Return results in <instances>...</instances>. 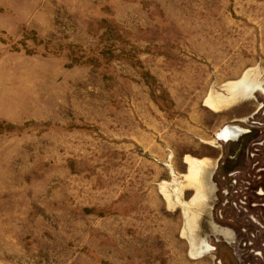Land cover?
Segmentation results:
<instances>
[{"label":"rangeland","instance_id":"obj_1","mask_svg":"<svg viewBox=\"0 0 264 264\" xmlns=\"http://www.w3.org/2000/svg\"><path fill=\"white\" fill-rule=\"evenodd\" d=\"M0 264H264V0H0Z\"/></svg>","mask_w":264,"mask_h":264},{"label":"bare ground","instance_id":"obj_2","mask_svg":"<svg viewBox=\"0 0 264 264\" xmlns=\"http://www.w3.org/2000/svg\"><path fill=\"white\" fill-rule=\"evenodd\" d=\"M248 74H250V73H246L243 77H242V79H240L239 81H236V82H231V83H228L227 85H226V87H227V89H228V92H230V97L229 98H224V97H221L220 96V98H217V97H213V95L212 94H210L208 97H207V99L205 100V104H204V107H206V109L208 108V109H211V110H213V111H218V108H220V107H222L223 105L225 106V105H228V104H232L233 102H235V100L237 99V96L238 95H243L244 93H250L251 92V86L249 87V85H246L247 84V75ZM249 76V75H248ZM219 97V96H218ZM212 112V111H211ZM230 127H236V128H238L237 126H235V125H229ZM228 125H227V127H229ZM227 127L226 126H224L223 127V129H221V131L223 130L224 131V129H227ZM240 130V129H239ZM241 132H243V130L241 131ZM219 138V137H218ZM236 140V139H235ZM230 141H232V140H230ZM187 161L186 162H188L187 163V166H189V180L191 179V180H193V183L194 184H199V182L200 181H198V179H197V181H196V178L198 177V175H199V172H201L200 170L205 166V161H199V160H193V159H191L190 157L189 158H187L186 159ZM205 163V164H204ZM187 179V180H188ZM188 182H190V181H188ZM191 183H192V181H191ZM166 185V184H165ZM164 185V186H165ZM192 185V184H191ZM196 185V186H197ZM189 186H190V183H189ZM198 186H200V185H198ZM166 188V187H165ZM199 189V188H198ZM199 191V190H198ZM197 191V192H198ZM167 192V191H166ZM169 194H170V192H169ZM198 195V194H197ZM170 196H171V194H170ZM198 198V197H197ZM167 199V203L168 204H170L171 203V200H170V198H166ZM193 201H195V200H193ZM192 202V201H191ZM178 203V202H177ZM180 203V202H179ZM194 203V202H193ZM185 204V203H184ZM197 204V203H196ZM189 205V204H188ZM191 205V204H190ZM194 205H195V203H194ZM175 206H176V204H175ZM192 206H193V204H192ZM181 207V206H180ZM184 207H185V205H184ZM191 207V206H190ZM194 207V206H193ZM198 207V206H197ZM189 208V207H188ZM186 209V208H185ZM190 209V208H189ZM191 211V210H190ZM185 213V212H184ZM189 214H192L191 212L189 213ZM185 215H186V213H185ZM189 216V215H188ZM189 217H191L192 218V216H189ZM188 217V218H189ZM187 221H188V219H187ZM186 221V222H187ZM192 221V220H191ZM185 222V221H184ZM194 222V221H193ZM189 223V222H188ZM190 225H192V223H189ZM185 225H187V224H185ZM185 232V234L187 233L186 231H184ZM188 235V234H187Z\"/></svg>","mask_w":264,"mask_h":264},{"label":"flooded vegetation","instance_id":"obj_3","mask_svg":"<svg viewBox=\"0 0 264 264\" xmlns=\"http://www.w3.org/2000/svg\"><path fill=\"white\" fill-rule=\"evenodd\" d=\"M241 131H242V129L240 127H238V128L234 127L233 128V127L229 126V127H227V129H224V131L223 130L221 131V129H220L216 136H217V139L219 141H222L225 143V142H230V140L235 141V139L240 135L239 133H241Z\"/></svg>","mask_w":264,"mask_h":264},{"label":"water","instance_id":"obj_4","mask_svg":"<svg viewBox=\"0 0 264 264\" xmlns=\"http://www.w3.org/2000/svg\"><path fill=\"white\" fill-rule=\"evenodd\" d=\"M241 133H242V132H241ZM241 133H239V134H241ZM237 138H238V137H237ZM237 138H236V139H237Z\"/></svg>","mask_w":264,"mask_h":264}]
</instances>
